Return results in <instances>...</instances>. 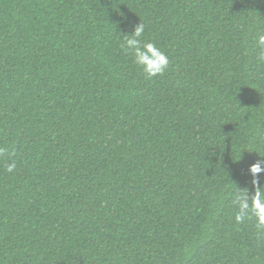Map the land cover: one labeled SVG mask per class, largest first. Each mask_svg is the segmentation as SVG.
Here are the masks:
<instances>
[{
	"label": "trees",
	"instance_id": "trees-1",
	"mask_svg": "<svg viewBox=\"0 0 264 264\" xmlns=\"http://www.w3.org/2000/svg\"><path fill=\"white\" fill-rule=\"evenodd\" d=\"M259 32L264 0H0V264H264L221 203L264 152Z\"/></svg>",
	"mask_w": 264,
	"mask_h": 264
},
{
	"label": "clouds",
	"instance_id": "clouds-1",
	"mask_svg": "<svg viewBox=\"0 0 264 264\" xmlns=\"http://www.w3.org/2000/svg\"><path fill=\"white\" fill-rule=\"evenodd\" d=\"M144 31L143 23L135 25L130 35L121 37L123 40L121 47L125 55L133 59L143 75L151 79L163 75L169 68L170 60L155 43L142 39ZM253 50L256 59L264 62V32L257 33ZM6 153L10 156L14 155V153H8L7 149L0 148V156ZM256 154L254 162L247 166L250 179L244 187H239L232 182L234 186L225 192L221 203L227 200L234 206V220L237 224L254 220L257 228L264 230V152L259 151ZM240 160L241 157L238 155L235 162L239 163ZM15 169L16 162L13 160L7 165L5 171L11 173Z\"/></svg>",
	"mask_w": 264,
	"mask_h": 264
}]
</instances>
